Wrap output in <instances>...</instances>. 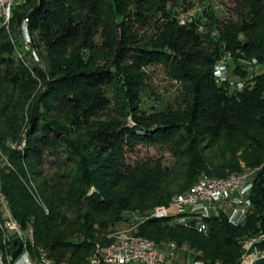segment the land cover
<instances>
[{"label":"trees","instance_id":"trees-1","mask_svg":"<svg viewBox=\"0 0 264 264\" xmlns=\"http://www.w3.org/2000/svg\"><path fill=\"white\" fill-rule=\"evenodd\" d=\"M173 2L21 0L9 27H0V139L10 162L0 169L1 188L13 217L34 231L35 250L57 264H87L128 212L149 213L140 236L188 244L200 264H242L243 240L264 231L262 179L243 224L219 215L201 233L171 225L173 215L150 217L202 175L224 178L264 164V77L239 90L229 78L219 83L214 70L220 50L264 65V0H235L237 21L204 24L216 25L214 36L199 30L201 19L179 24ZM150 26L155 35L145 38ZM151 63L181 83L185 113H139L143 68ZM119 84L126 121L97 120L113 102L106 88ZM141 143L169 145L175 165L128 163L126 148ZM47 164L57 171L47 175ZM15 242L0 216L1 254ZM258 246L264 250V242ZM262 253L254 264H264Z\"/></svg>","mask_w":264,"mask_h":264},{"label":"rangeland","instance_id":"rangeland-1","mask_svg":"<svg viewBox=\"0 0 264 264\" xmlns=\"http://www.w3.org/2000/svg\"><path fill=\"white\" fill-rule=\"evenodd\" d=\"M21 0H15L19 2ZM169 9L175 15V19L179 22V24H187L191 22L193 19H201V25L199 26L200 31L207 32L208 29L212 30V35H216V25L212 26V28L207 29V26L204 24L212 23V21L217 22H234L239 19L238 10L236 6L235 0H175L172 4L169 5ZM142 34L145 38H150L155 35V29L153 26L148 27V29H144ZM19 38L23 39V31L22 28L19 31ZM95 40L100 42L101 38L98 35ZM41 58L40 64L43 66L45 70H47V75L49 76L50 68L48 66L49 60H46L47 52L44 48L40 49ZM215 76L218 79L219 76H223L225 78H229L230 81H234L237 83L238 88L243 87V83L254 84L256 77H264V65L255 61L248 60L244 58H236L230 52H225V50H220V56L216 62L214 67ZM245 73V74H244ZM234 84V83H233ZM235 85V84H234ZM43 88L44 86L40 85L36 87L34 93L39 92V88ZM107 95L111 96L113 100L111 107L97 118L99 121H103L104 123L116 122V121H126V117L120 114L119 107L121 106L122 97L124 96L123 87L121 84L115 87L106 88ZM137 107L139 108V113L144 115L150 114H159V113H185L187 110L186 103L184 102V94L182 85L176 79L172 78L165 67L159 63H151L143 68V83L139 91V99L137 101ZM53 113V112H51ZM55 114H57L55 112ZM131 120V116L128 117ZM60 120L63 123H67V119L65 115L60 116ZM132 121V120H131ZM3 141L0 139V169L6 165H9V158L1 146ZM23 143V140L20 142H12L10 140L6 141V145L15 148ZM24 144H22L23 146ZM126 159L128 163H141V162H155L160 161L163 166L173 167L177 161V158L173 154V150L167 144H134L130 145L126 148ZM244 161H240V166H245ZM264 165V164H263ZM263 165L257 167L259 170L261 167L263 170ZM46 174L51 175L56 170L51 164H47L45 167ZM245 167L243 170L247 169ZM254 169V168H250ZM256 169V168H255ZM241 170V171H243ZM257 170V175L258 172ZM240 172V171H238ZM235 172V173H238ZM264 172V170H263ZM234 174V173H233ZM257 175L255 177H257ZM205 176V175H202ZM200 176V177H202ZM254 177V178H255ZM0 187H1V179H0ZM2 189V188H1ZM95 188L92 187L90 192L94 191ZM177 196H175L176 198ZM166 206V205H165ZM164 207V206H163ZM162 208V207H161ZM160 208V209H161ZM252 209V208H251ZM159 210V209H158ZM156 210V211H158ZM155 211V212H156ZM151 212V211H150ZM250 211H248L249 213ZM247 213V217L248 214ZM149 214V213H148ZM142 215L138 213L128 212L125 214V218L121 221L113 230L114 233L111 236V243H116L120 240L121 237L129 236V237H143L140 236V224L144 221L145 217L148 215ZM154 214V212L150 214V217ZM247 217L243 221L245 223ZM183 224V222H177L176 220H171L170 224ZM233 223V222H232ZM239 223V224H243ZM186 225V224H184ZM150 240V239H149ZM243 240L242 246L244 245ZM152 241V240H151ZM177 243L170 240L165 239L159 244L155 245L159 246L163 250H168V247L177 248L175 250V254L168 259L165 264H200L197 260H194L196 256V252L188 245L184 244L182 246L176 245ZM106 245V244H100ZM243 249L244 248L243 246ZM246 256V255H245ZM244 256V258H245ZM90 264V261L87 263ZM243 264V263H242Z\"/></svg>","mask_w":264,"mask_h":264},{"label":"built area","instance_id":"built-area-1","mask_svg":"<svg viewBox=\"0 0 264 264\" xmlns=\"http://www.w3.org/2000/svg\"><path fill=\"white\" fill-rule=\"evenodd\" d=\"M13 0H2V6H8V12ZM10 21V20H9ZM4 22L1 21V6H0V25ZM226 78L219 76V83H222ZM236 87V86H235ZM237 88V87H236ZM239 90L243 88H238ZM262 179L264 190V174L255 178H244L242 180H235L229 187H222V185H211L205 182L201 177L196 181V185L192 188L190 197L185 199L183 205H173L170 210L162 213V218L166 214L171 213L173 210L184 211H197V219L182 218L177 222L189 224L190 228L207 232L209 229V219L224 215L229 222L238 223L239 219L243 217L249 206H252L253 191L257 180ZM1 201L4 204L5 210V195L0 191ZM6 218H9L6 211ZM147 218V216L145 217ZM16 233V242L14 243V250L21 244V234L16 226H13ZM264 242V231H261L255 236L249 237L245 242L246 256L243 264H253L259 252L264 250L260 249L259 243ZM177 248L168 247V250H163L159 246H149L143 244L127 243L122 248L107 249L98 248L95 255L94 264H106V261H117V264H126V257H133L139 259V264H146V260H153V264H165L169 258L175 254ZM0 264L1 260L0 250ZM12 264H49L48 261L37 262L35 260L26 259L24 255V248L16 257H12Z\"/></svg>","mask_w":264,"mask_h":264},{"label":"bare ground","instance_id":"bare-ground-1","mask_svg":"<svg viewBox=\"0 0 264 264\" xmlns=\"http://www.w3.org/2000/svg\"><path fill=\"white\" fill-rule=\"evenodd\" d=\"M13 1H15V0H13ZM14 5H15V2H12V5L10 7V12H8V6H2V0H0L1 21H7V22L3 23V25H6L7 28L9 27L8 25H9V20L11 18V10H12V6H14ZM0 27H1V25H0ZM232 84H233V82H232ZM260 169H262V167ZM260 169L258 170L257 168L256 169L255 168L254 169L247 168L243 171L231 174V175L224 177V178H215V177H210L207 175L202 176L201 178L205 182H207L211 185H222V187H229L230 185L233 184V181H235V180H242L244 178H254L257 175L256 174L257 170L259 172ZM263 170H264V165H263ZM195 185H196V182L188 191H186L185 193L178 195L176 198L172 199L170 201V203L167 204L168 205L167 207L165 206V208L154 213L151 217L154 218V217L162 216V213H165L168 210H170L173 205H183V203L185 202V199L187 197H190L191 190ZM0 191H2L1 187H0ZM5 205H6V210H5L4 204L1 201V195H0V216L3 219V229L6 232L7 236H9V237L13 236L16 239V233L14 232V228L12 227V225L16 226L18 228V231L22 237L21 244H22V247L24 248V255H25L26 259L35 260L37 262L48 261L49 264H57L54 261V259L49 257L46 250H44L42 248L35 250V241L33 239V232L34 231L32 229L24 230L22 228L21 224L19 223V221L13 217L6 196H5ZM251 208H252V206H249L248 210L245 211L243 217H241V219H239L238 223H235V222H233V223L236 225L239 223H243V221L247 217L248 211L252 212ZM6 211H7V215L9 216V218H6ZM168 214L173 215V220H176V221L180 220L182 218L197 219V211L173 210V211H171V213H168ZM168 214H166V215L168 216ZM246 221H247V219H246ZM186 226H190V225L187 224ZM198 231L201 233L204 232L201 230H198ZM133 241H135L136 244L156 246L154 241H151L145 237L124 236V237H121L120 240L116 243L106 244V245H100V244L97 245L96 251L94 254H96L98 252V248H107V249L122 248L123 246H125V244L133 243ZM244 248H246V246H244ZM12 252L8 253L7 255L1 254V260H2L3 264H12ZM245 255H246V251L244 249V253L242 256V262L245 261V258H244ZM262 255H263V253L259 252L256 260L258 258H260ZM89 261H90V264H94L95 263V255L91 256ZM106 264H117V261H106ZM126 264H139V259H133V257H126ZM146 264H153V260H146Z\"/></svg>","mask_w":264,"mask_h":264},{"label":"water","instance_id":"water-1","mask_svg":"<svg viewBox=\"0 0 264 264\" xmlns=\"http://www.w3.org/2000/svg\"><path fill=\"white\" fill-rule=\"evenodd\" d=\"M21 250H22V244H20V245L18 246V248L15 249V250L12 252V257H13V258H16V257L20 254Z\"/></svg>","mask_w":264,"mask_h":264}]
</instances>
